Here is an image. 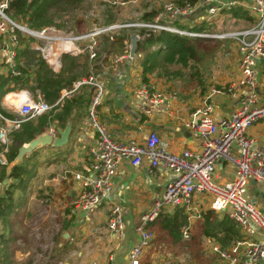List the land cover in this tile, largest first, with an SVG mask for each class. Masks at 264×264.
I'll list each match as a JSON object with an SVG mask.
<instances>
[{"label":"built area","instance_id":"2783aa9c","mask_svg":"<svg viewBox=\"0 0 264 264\" xmlns=\"http://www.w3.org/2000/svg\"><path fill=\"white\" fill-rule=\"evenodd\" d=\"M105 6L114 5L116 8L127 6L134 0H93ZM149 5L155 4L157 13L152 20H135L123 24H110L94 26L87 33H65L60 30L44 28L32 30L11 19L6 13L9 0H0V37L3 44L0 46V70L19 74L15 68L16 48L20 36H30L36 41L33 43L43 59L55 66L59 62V53H53V46L58 42H85L83 48L87 50L90 59L96 56L95 38L101 33L122 27H133L142 30L138 39L157 31H169L191 37H232L238 43L239 76L233 82L223 86H212L202 100V104L190 113V120L185 126L199 141L198 149L185 148L175 153L168 149V143L160 138L155 131H150L143 141L115 140L109 134L107 127L99 121L98 107L104 96L103 83L94 73L73 83L76 89L82 84L94 87L90 106L87 111L85 123L96 132L94 144L88 149L89 161L83 170L74 171V178L78 181V195L73 205L77 210L95 212L104 201H109L113 177L117 174L121 163L128 162L133 167L148 164L149 171L164 168L173 174L168 181L161 197L154 201L152 207L145 211L134 227L137 235L134 243L125 253L124 264H146V255L153 239V231L149 223L153 222L159 212L165 208L186 205L189 215L187 223L181 227V238L189 240L191 237L190 223L192 218L200 216L201 206L209 207L217 212H225L229 218L239 224L245 232L244 239L237 241L229 249H221L218 245L212 246L228 264H264V210L255 199L247 197L250 187L256 189L257 196L264 200V146L251 135L248 129L258 121L264 120V103L257 101V75L256 64L264 58V0H248L246 8L256 19L250 26L236 31L222 34H212L187 30L173 25V21H182L184 17L193 14L199 7L208 4L203 16L205 21H212L224 8L235 6L237 0H198L195 4L186 2L180 4L174 0H145ZM131 4V3H130ZM108 6V5H107ZM87 39H90L87 41ZM128 44L125 56L129 57ZM74 52L72 48L70 50ZM55 52V51H54ZM142 81L135 89V106L145 114L170 113L167 106L174 94L166 90L153 88ZM71 91H65L69 95ZM20 95L18 104L4 103L6 113L0 111V147L3 155L9 145V134L20 125L60 104L52 105L43 100L35 99L26 90L13 93ZM233 97L238 99V105L228 116L217 117L213 115L211 97ZM56 136V129L50 128L48 132ZM221 161L234 164L233 177L222 182L214 178L216 166ZM0 186L2 183L0 182ZM208 200L203 206L198 201ZM196 204H192V200ZM106 227L115 238L121 239L125 233V214L121 205L112 203L106 215ZM113 258L107 264H112ZM154 264L155 257L148 259Z\"/></svg>","mask_w":264,"mask_h":264},{"label":"crops","instance_id":"0c3cea01","mask_svg":"<svg viewBox=\"0 0 264 264\" xmlns=\"http://www.w3.org/2000/svg\"><path fill=\"white\" fill-rule=\"evenodd\" d=\"M247 1L237 0L238 3L235 6L230 9L224 8L223 10L229 11L236 6H240L248 11L245 6ZM158 2L160 3V0ZM130 3L135 5V10H139L138 14L150 9L155 10L157 7L155 4H144L147 3L145 0H134ZM130 3L121 10L129 7ZM206 7H208V4L199 7L193 14L184 17L182 21H178V26L193 31H199L197 28L203 26L206 27L208 25L207 22H209L203 19ZM115 9L118 8L115 7ZM120 15L125 14L120 13ZM218 15L212 19L213 23L218 20L221 23L223 22L224 27L213 28L212 23L209 31L199 32L216 35L248 27V22L232 18L229 13L222 10ZM226 26L228 27L226 28ZM98 37L99 35L95 38L97 43ZM205 38L232 39L229 36H210ZM128 44L130 45V43H126V46ZM84 45L85 42H75L71 48L61 49L58 44H55L53 53L55 55L59 53V62L55 66L45 62L54 72H58L62 64L61 55L67 53L78 57L83 53H88L87 50L78 51ZM228 45L231 48L232 60L236 61L234 66L233 63L230 64L232 71L233 69L236 71V77L234 76V78L218 82L217 79H224V77H221L224 73L218 74V76L214 74L215 80L211 78L213 76H206V85H202V81H199L196 85L199 87L198 89H190L185 93L177 94L172 90V87L170 89V82L166 83L165 78H158L154 75L148 76V81L150 84H154V88L166 90L176 96V99H173L167 106L170 113L145 114L140 108L135 106L134 91L139 83L143 81L140 72V59L143 53L138 52L137 48L134 58L126 57L124 50L122 55L110 56L107 61L101 59L98 62L100 67L95 71L92 70L104 87V96L97 114L99 121L107 127L109 134L115 140L143 141L150 131H155L162 140L168 143V149L172 152L178 153L185 148L198 149L199 141L192 135L185 123L190 120L191 111L202 104L203 98L212 86L229 84L239 76L238 45L232 41ZM72 48L75 50L74 52L70 51ZM88 58L90 59V57ZM255 69L258 79L256 88L257 101L264 103V58L257 62ZM201 71L202 75H204L205 71L203 72L202 69ZM199 79L202 80L201 77ZM78 88L74 89L72 86L69 90L66 88L61 89L60 96L54 103L60 101L58 105H61L63 99L71 97ZM65 91L71 92L66 95ZM16 92L19 91L9 93L13 94ZM39 96L43 100L39 93L37 94V99ZM4 98L5 95L1 100L3 106L6 103ZM210 101L215 118L230 115L239 102L236 98L222 96H213ZM85 120L82 125L79 123L73 127V130L70 127L68 142L65 145L55 147L50 143L43 145V147L41 146L42 150H40V153H45V158L41 164L42 172L39 173L34 170L35 175L31 178L28 193L22 203V216L20 219L16 218L12 223V232L9 229L5 230L0 220V247L2 246L1 240L7 239L9 242L7 244L8 253L12 257V264H107L110 261V257L113 258L112 264H124L125 253L137 237L134 230L129 232V229H127V224L131 222L130 216L138 214L141 216L145 211H148L154 201L161 197L168 181L173 178V174L164 168H157L155 171L150 172L148 164L133 167L128 162H123L112 179L113 187L107 204L102 203L91 214L77 210L73 202L78 195L79 184L74 178V171L84 169L87 164L88 149L95 141L94 129L86 125ZM50 128H54L57 131L59 127L51 126L46 128L42 134L49 132ZM248 134L264 146V120L258 121L249 127ZM57 135L58 132L56 133ZM45 146H48V148L43 149ZM13 160L8 163L5 155H1L0 147V164H6L7 171L14 166L11 165ZM233 172L234 164L221 161L215 168L214 178L219 182L229 180L233 177ZM1 182L5 185L7 180L4 179ZM249 189L254 194L252 199H255L257 204L264 210V200H260L253 186ZM3 192L4 189L0 186V195ZM199 200L201 199L198 198ZM199 202L203 206L208 205V200ZM112 203L121 205L124 209V214L128 216L127 220H125V233L121 239L115 238L106 227V215ZM35 209H37L36 212H34ZM195 219L192 218L191 223ZM65 233H67V238L63 239L62 237ZM208 241L210 240L208 239ZM209 244L210 250L213 245H218L213 242ZM159 245L163 246V243L157 240L151 241L145 256L146 259L155 257L156 260L154 262H156L160 258L165 257L164 254L160 255ZM79 248H82V250ZM214 254L218 255L217 253ZM218 258L219 260L221 259L218 255L214 260H218Z\"/></svg>","mask_w":264,"mask_h":264},{"label":"trees","instance_id":"16d2710c","mask_svg":"<svg viewBox=\"0 0 264 264\" xmlns=\"http://www.w3.org/2000/svg\"><path fill=\"white\" fill-rule=\"evenodd\" d=\"M174 1L180 4L186 2L195 4L198 2V0ZM85 2L86 0H9L6 13L14 21L22 22L36 29L47 26L66 28L67 24L78 28L85 23L77 15V12L81 10V5ZM114 9L109 7L100 12L101 19L105 20L103 26L115 24L114 22L119 20L118 15L120 13L118 14ZM222 11L229 13L232 18L248 22V27L256 22L252 14L240 6H236L229 11ZM155 13L156 10L153 9L141 12L137 20L150 21ZM123 19L125 20L117 24L132 22L133 20L131 17ZM90 20L99 19L96 17L86 21ZM212 23L213 20L207 22L206 27L203 26L197 28V30L209 31ZM173 24L179 27L178 21H173ZM130 29L136 30L133 27H122L108 31L107 34L99 35L98 43L95 46L96 56L92 60L88 58V53H83L78 57L67 53L62 54V64L58 72H54L45 62L40 52L33 48V43L36 41L34 38L20 36L15 57V68L19 71V74L14 75L0 70V111L6 113L1 104L3 96L9 92L20 90L28 91L35 99H37L39 93L44 102L49 105L53 104L59 98L61 89L66 88L69 90L72 88L73 82L87 76L90 71L95 73L94 71L100 67L98 62L101 59L107 61L110 56L122 55L126 49V43L130 42V34L132 33ZM136 31L139 35L143 33L142 30L137 29ZM81 33H83V30ZM3 37H0V46L3 44ZM208 41H226L228 43L232 41L237 43L234 38L219 40L217 38L191 37L164 30L150 33L148 36L139 39L137 50L143 53L140 59L142 80L154 88V84H150L148 81L149 75L167 79L168 76H164L167 69H177V67L173 69L169 64L193 65L192 63L197 60L199 50L203 48L204 42ZM193 76L196 75L193 74ZM93 92V86L82 84L71 97L64 98L61 105L54 106L41 115L22 123L18 129L13 130L9 134V145L5 153L8 163L15 158L18 148L22 144L42 134L46 128L51 126L64 128L69 120L72 121L71 130L79 123L82 125V122L86 119ZM94 133L96 138L95 130ZM42 147L34 150L28 157H24L19 164L12 166L9 171H7L6 164H0V182L4 179L7 180L5 185L1 182L4 192L0 195V220L5 230L9 229L12 232V223L16 218L20 219L22 216V203L28 193L31 178L35 175L34 169L30 168V163L40 154ZM46 148L48 146L43 149ZM86 161L88 163V156ZM195 203L196 200L193 199L192 204ZM188 215L189 211L185 204L160 211L156 219L149 223L154 235L153 240L161 243L171 241L172 245L179 248L182 246V242H185L187 243L185 248H188V251L191 250V253L195 252L198 247L207 248V254H210V258L214 260L218 255L214 254L212 249L210 250V242L217 243L221 249H229L245 237V232L241 226L229 218L225 212H217L209 207L204 208L201 206L200 216L190 224V239L183 240L181 238V227L187 223ZM67 222L69 223V221ZM208 239L210 241L207 242ZM1 243L0 264H12V257L8 253V240H1ZM145 262L150 264L148 259Z\"/></svg>","mask_w":264,"mask_h":264},{"label":"rangeland","instance_id":"374dc122","mask_svg":"<svg viewBox=\"0 0 264 264\" xmlns=\"http://www.w3.org/2000/svg\"><path fill=\"white\" fill-rule=\"evenodd\" d=\"M148 4V3H144ZM108 5V6H107ZM110 5V6H109ZM81 10L77 12V15L79 16L80 19H83L85 23L78 28L72 27L71 24H67L66 28H57L55 26H47L45 28H49V31L51 29L53 30H60L61 32L65 33L64 35H68L69 33H81L83 30V33H87L90 30H93L94 26H103L105 20H102L100 17V12L111 7L114 9V5L111 4H106L104 7L101 6L98 2H95L93 0H86L85 4L81 5ZM123 7L114 9L115 12L119 13H124L125 15H118V21L114 23H119L129 17H131L135 21L139 18L140 14L139 10H135V5L131 4L129 7L126 9L121 10ZM98 18L99 20H90L86 21L91 18ZM19 22V21H18ZM20 25H24L29 29L32 30H42L41 29H36L33 27H29L28 25L19 22ZM213 28L217 27H224L223 22L221 23L220 21H215L212 24ZM229 26V25H228ZM226 26V28L228 27ZM132 30V33H136L137 29H130ZM52 32V31H50ZM214 32V31H213ZM130 43V42H129ZM33 48H35L33 46ZM37 50V49H36ZM231 48L228 45V42H214V41H208L204 42L203 48L199 50V55L197 57V60L192 63L193 65L190 66H180L177 64H169L170 66L177 67V69H167V73L164 74V76H168L167 79H165V82H170V89L172 87V90L176 92L177 94L180 93H185L188 90L192 89H198L199 87L196 86L197 82L202 81V85H206L207 77H211L214 79V74L215 76H218V74L224 73L223 76L224 79H217L218 82L220 81H225L227 79L234 78L236 71L235 69L230 68V64L233 63V66L236 64L235 60H232V55H231ZM194 66V67H193ZM204 72V75H202V71ZM193 74L196 76L194 77ZM199 77L202 78V80L199 79ZM236 77V76H235ZM215 80V79H214ZM213 80V81H214ZM212 81V82H213ZM202 88V87H201ZM204 89V88H202ZM4 97V96H3ZM36 150V149H35ZM6 153V152H5ZM4 153V155H5ZM45 153H40L36 156V158L31 161L30 163V168H33L37 172H42V161L44 160ZM22 161V160H21ZM254 194L252 191H248L247 197L252 200V196ZM148 202V201H147ZM103 204H107V201H104ZM37 209L34 210L36 212ZM127 217L125 215V220H127ZM131 217V222L127 224V229H129V232L134 230V227L138 221V218L140 219L139 214L135 216H130ZM160 232V231H159ZM162 233V232H160ZM194 233V232H193ZM128 236V232H127ZM164 241V240H163ZM182 242V241H181ZM187 246V243L182 242V246L179 248L176 245H172L171 241L166 242L164 241L163 246L159 245L158 250H160V255L164 254V258H160V260H157L154 262V264H228L225 260L222 258L219 260H213L210 258V254H207V248H202L198 247V249L195 250V252L191 253L192 251H188V248H185ZM157 247V246H156ZM82 250V248H79ZM125 263V261H124Z\"/></svg>","mask_w":264,"mask_h":264},{"label":"water","instance_id":"95a60500","mask_svg":"<svg viewBox=\"0 0 264 264\" xmlns=\"http://www.w3.org/2000/svg\"><path fill=\"white\" fill-rule=\"evenodd\" d=\"M138 37L136 33H132L130 36V48H129V57L134 58L137 48ZM71 121L69 120L66 126L61 129L57 128L58 135L52 137L48 132L40 134L37 137L31 139L29 142L22 144L17 151V154L11 165H16L21 162L24 156L31 154L36 148H39L46 144H52L55 147H60L65 145L68 142L69 133H70ZM63 239L67 238V233L62 237Z\"/></svg>","mask_w":264,"mask_h":264},{"label":"bare ground","instance_id":"6f19581e","mask_svg":"<svg viewBox=\"0 0 264 264\" xmlns=\"http://www.w3.org/2000/svg\"><path fill=\"white\" fill-rule=\"evenodd\" d=\"M57 44L61 49L63 48L69 49L72 46L71 42H58ZM19 98H20L19 94L15 95V94L9 93L5 95L4 101L9 103L10 100H12L13 103L18 104Z\"/></svg>","mask_w":264,"mask_h":264}]
</instances>
